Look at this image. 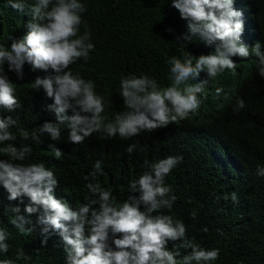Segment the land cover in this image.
<instances>
[{"label": "clouds", "instance_id": "1", "mask_svg": "<svg viewBox=\"0 0 264 264\" xmlns=\"http://www.w3.org/2000/svg\"><path fill=\"white\" fill-rule=\"evenodd\" d=\"M9 6L18 12H23L25 7L22 2L12 0H9ZM172 7L179 12L181 19L187 21V33L180 39L191 41L198 37L206 45L214 46V52L209 54L206 50L209 55L198 58L186 53L183 60L171 57L167 63L172 83L166 88H161L147 75L122 77L120 95L128 111L117 114L113 121L106 123L108 117L103 115L105 100L96 94L95 84L68 70L78 60L87 62L89 53L94 50V45L89 42L91 33L86 29L83 35H79L85 5L78 0H55L54 3L53 0H36L30 9L32 22L27 25V35L22 39L10 35V47H0V106L9 112L20 107L15 85L5 73V65L17 78L23 77L26 63L33 71L51 69L54 75L43 79L38 77L32 86L43 89L46 96L52 98L48 110L55 114L56 123L45 122L31 134V139L39 143L40 136L46 134L52 141H57L58 149L50 147L54 158L59 160L62 152L70 154L75 145H81V151L91 139H102L100 135L103 134L108 139L118 135L127 140L158 128L191 125L204 113L203 105L208 96L213 107L216 98L224 91L213 88L211 94L209 88L204 92L207 80L192 83L201 72H206L208 77H216L225 70L235 72L237 64H241L238 58L252 60L255 56L258 75L264 78V52L259 43L253 47L250 42L249 46L241 42L244 23L242 13L233 6V0H172ZM249 18L254 28L251 29L259 34L256 30L262 23L259 10L252 12ZM224 98L228 99L226 93ZM243 108L244 100H237L235 110ZM15 124L11 117L0 119V145H4L0 147V153L8 158L0 160V186L8 192L10 201L29 198L31 203L25 206L24 212L27 216L39 212L36 223L41 226V245L47 244L50 232L58 234L64 245L66 264H214L217 261L219 250L212 248L204 250L192 246L191 253L180 261L176 259L178 253L166 250L167 242L182 240L186 234L181 221L163 214V210H171L176 200L174 195L169 196L170 188L165 186V177L182 157H167L152 164L150 171L130 183L131 194L122 204H117L110 191L99 184L89 183L88 190L98 198L89 199L88 203L74 210L66 201L55 197L57 180L54 172L42 162H30V146L17 148L11 143L5 144L16 140L10 131ZM29 135L27 130H21L23 139H29ZM209 141L207 155L200 163L210 168L230 165L231 178L239 186L237 188L246 191L250 198L249 202H237L235 193L228 190L221 193L223 188L216 189L211 208L214 221L230 225L233 219L240 223L244 217L249 219L251 215H257V198L264 193L259 192L261 189L254 179L264 177V167H258L257 173L254 170L255 174L252 170L250 172L223 132H216ZM135 148L136 144H130L127 152L132 153ZM93 168L92 175L100 172L101 162H95ZM9 211L13 214L10 223L20 234L30 235L32 221L19 214V207ZM8 238L9 233L0 229V253L9 251ZM220 244L222 247L230 245L227 238H221ZM16 258L30 259L23 250H18ZM0 264L14 262L4 259Z\"/></svg>", "mask_w": 264, "mask_h": 264}, {"label": "trees", "instance_id": "2", "mask_svg": "<svg viewBox=\"0 0 264 264\" xmlns=\"http://www.w3.org/2000/svg\"><path fill=\"white\" fill-rule=\"evenodd\" d=\"M12 2H22L24 11L13 10L9 0H0V47H10V35L15 39L25 37L29 31L27 25L32 22L30 9L36 0ZM78 2L86 8L81 14L79 35L87 29L91 33L89 42L94 45V50L89 53L87 62L78 60L68 70L95 84L96 94L105 100L103 115L108 117L106 123L113 121L117 114L128 111L120 95L122 77L147 75L155 79L161 88H166L172 83L167 63L171 57L183 60L186 53L196 58L208 55L206 46L210 48V54L214 52V46L206 45L198 37H193L191 41L180 39L187 33V21L181 19L179 12L172 7V0ZM233 6L242 13L244 28L241 42L247 46L250 42L253 47L259 43L264 52V0H233ZM257 10L262 20L261 27L256 28L259 34L253 32L251 18L248 19ZM238 59L241 64L238 66L234 61L237 64L235 72L225 70L216 77H208L206 72H201L199 78L192 81L207 80L204 92H208L209 88H222L224 91L216 98L213 107L208 94H205L208 100L204 101V113L196 117L191 125L158 128L127 140L118 135L108 139L103 134L100 135L102 139H91V143H87L81 151V145L73 146L70 154L61 151L63 156L59 160L54 158L50 147L58 149L57 141H52L46 134L40 136L39 143L31 139V134L45 122L56 123L55 114L48 110L53 103L52 98H48L43 89L37 90L32 86L36 78L43 79L54 73L51 69L47 72L33 71L26 63L23 77L17 78L5 65V73L15 85V96L20 104L12 112L0 106V119L11 117L16 121L10 129L16 140L5 144L11 143L17 148L30 146V162H42L54 172L57 180L55 197L66 201L74 210L88 203L89 199L98 198L88 190L89 183L99 184L112 193L117 204H122L131 194L130 183L150 171L152 164L167 157H182L165 177V186L170 188L169 196L174 195L176 200L171 210H163V214L181 221L186 234L182 240L167 242L166 250L178 253V261L189 255L192 246H195L204 250H219L214 264H264V194L257 198L259 213L239 221L244 224L238 223L237 219H233L230 225L217 223L211 211L216 189L223 188L221 193L226 190L235 193L237 202H249L250 198L246 191L237 188L239 186L231 178L230 165L210 168L200 163L207 155L210 137L216 132H223L245 160L250 172L255 170L257 173L258 167H264V78L258 75L255 56L252 60ZM225 93L228 99L224 98ZM239 99L244 100L245 108L237 111ZM21 130L29 132V139H23ZM130 144H136L132 153L127 152ZM7 159L0 153V160ZM97 161L101 162L102 170L92 175ZM259 177L254 179V183L261 189L259 192L264 193V177ZM8 195L0 186V229L9 233V251L0 253V260L9 259L14 264H66L64 245L58 234L50 232L47 244L41 245V226L36 223L39 212L31 216L24 212L25 206L31 203L29 198L10 201ZM15 207L20 208V215L32 221L33 232L30 235L20 234L10 223L13 214L9 210ZM88 218L91 219L90 216ZM205 228L206 232L203 231ZM221 238L229 240V247L218 245ZM18 250H23L30 259L17 260Z\"/></svg>", "mask_w": 264, "mask_h": 264}, {"label": "rangeland", "instance_id": "3", "mask_svg": "<svg viewBox=\"0 0 264 264\" xmlns=\"http://www.w3.org/2000/svg\"><path fill=\"white\" fill-rule=\"evenodd\" d=\"M206 49H207L208 51H210V48H209V47H207V46H206ZM205 51H206V50H205ZM209 54H210V53H209ZM209 54H208V55H209Z\"/></svg>", "mask_w": 264, "mask_h": 264}]
</instances>
